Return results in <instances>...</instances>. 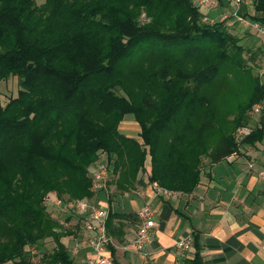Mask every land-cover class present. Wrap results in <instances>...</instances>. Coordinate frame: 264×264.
Listing matches in <instances>:
<instances>
[{"label": "trees", "instance_id": "1", "mask_svg": "<svg viewBox=\"0 0 264 264\" xmlns=\"http://www.w3.org/2000/svg\"><path fill=\"white\" fill-rule=\"evenodd\" d=\"M203 13L192 0H0V81L18 85L0 106V264H72L61 242L70 233L47 211L51 194L108 195L106 232L121 241L122 221L136 214L114 209V198L153 183L191 194L204 159L213 165L262 140V114L233 137L264 97L256 77L231 119L212 107L207 91L220 70L250 69L230 27L202 22ZM244 17L264 27V0ZM126 116L140 142L119 131ZM101 155L109 174L95 190L90 169ZM48 238L54 248L33 261L28 248ZM197 240L189 264H203Z\"/></svg>", "mask_w": 264, "mask_h": 264}, {"label": "crops", "instance_id": "2", "mask_svg": "<svg viewBox=\"0 0 264 264\" xmlns=\"http://www.w3.org/2000/svg\"><path fill=\"white\" fill-rule=\"evenodd\" d=\"M250 9L240 8V13ZM229 160L226 164H208L201 183L191 194L162 188L167 195H156L153 183L113 199L114 209L133 212L134 216V205L139 209L148 204L153 209L155 229L146 248L151 264H189L193 245L185 257L175 248V242L186 235L198 238L203 264H264V137L253 145L239 146ZM108 199V195H97L90 203L108 210ZM122 223L121 241L111 238L114 252L110 253V264H141L142 258L132 245L137 219ZM75 224L78 230L72 234L74 239L65 236L61 242L69 251L72 264H87L91 253L85 232L78 220ZM74 248L75 254L71 253Z\"/></svg>", "mask_w": 264, "mask_h": 264}, {"label": "rangeland", "instance_id": "3", "mask_svg": "<svg viewBox=\"0 0 264 264\" xmlns=\"http://www.w3.org/2000/svg\"><path fill=\"white\" fill-rule=\"evenodd\" d=\"M200 0H192L194 6H198ZM39 5L44 2V0H35ZM227 2L217 1V8L215 11L202 10L204 16H208L210 20L209 25L219 23L223 14L228 15L232 8ZM199 9H201L199 7ZM208 13V14H207ZM203 16V17H204ZM144 19V16L142 17ZM205 20L202 18V22ZM206 22V21H205ZM223 22V21H222ZM221 23V22H220ZM231 35L239 39L238 44L243 47V53L241 57L244 59L246 66L250 69L248 73L242 72L238 69L232 67H223L219 75L212 81L211 88H208L207 96L212 103L214 110L220 111L221 115L227 120L231 119L235 111V107L243 102H245L251 91H252V81L251 78L256 77L259 83H264V72H262L261 67L264 65V37L258 33L250 32V30H242L234 23L232 28L228 29ZM18 91L17 79L9 78L4 81H0V106L6 104L9 98L16 96ZM256 119L248 121L247 125L249 127L253 126ZM119 131L126 135L127 137L134 138L140 142L139 133L140 129L137 123L134 121L132 116H126L124 120L119 125ZM204 167L209 164L208 159H204ZM229 157L221 161L220 163L226 164ZM149 159L147 158L145 166L148 169ZM219 163V162H218ZM106 165V159L104 155H101L98 162L95 164L96 167ZM144 181H146L147 174L142 173L139 175ZM54 196L51 194L46 197V207L47 211L59 221L61 228L58 230L60 233L69 232L66 237H70L69 240H73L72 234H77L78 228L75 226V220H79L74 213L63 214L56 209L53 203ZM140 209V208H139ZM134 205V210L138 211ZM69 219V220H66ZM80 227V226H79ZM62 239V238H61ZM68 240V239H67ZM54 242L52 239H45L38 246L34 245L28 248L29 255L32 260L38 262L44 253H49L54 248ZM125 250V247L123 248Z\"/></svg>", "mask_w": 264, "mask_h": 264}, {"label": "built area", "instance_id": "4", "mask_svg": "<svg viewBox=\"0 0 264 264\" xmlns=\"http://www.w3.org/2000/svg\"><path fill=\"white\" fill-rule=\"evenodd\" d=\"M218 0H200L198 6L202 10L215 11ZM232 8L228 15L223 14L220 22L224 26L232 28L234 23L242 30H253L264 37V27L257 23L251 22L240 13V8H251L253 0H223ZM208 14V13H207ZM204 23H208L210 18L204 16ZM223 21V22H222ZM210 24V23H209ZM264 72V65L261 67ZM264 113V97L257 103H254L248 110L246 117L249 121L254 118L257 120ZM248 125L240 126L233 133L234 139L238 142L250 132ZM93 179V188L99 190L105 186L108 179L107 166H94L90 169ZM156 195H167V192L158 187L156 183L152 187ZM52 205L63 214L74 213L81 221L85 232V243L90 250V256L87 258V264H110V250L112 245L111 238L106 232L107 209L96 207L90 201L64 202L57 197L53 198ZM154 211L150 205L145 204L136 212L137 226L135 236L132 241L134 252L142 258L141 264H151L146 248L152 241L153 231L155 229ZM175 248L179 251L181 257L191 253L192 236L186 235L175 242ZM77 249L74 248L71 253L75 254Z\"/></svg>", "mask_w": 264, "mask_h": 264}]
</instances>
